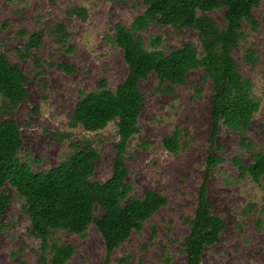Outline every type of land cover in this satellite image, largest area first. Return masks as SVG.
Here are the masks:
<instances>
[{
  "label": "rangeland",
  "instance_id": "rangeland-1",
  "mask_svg": "<svg viewBox=\"0 0 264 264\" xmlns=\"http://www.w3.org/2000/svg\"><path fill=\"white\" fill-rule=\"evenodd\" d=\"M79 7L86 9L85 17L73 13ZM144 10L143 0H0V53L18 63L28 77V98L9 114L0 112V120L18 122L23 139L18 156L34 171L59 165L73 153L72 139L87 138L100 153L92 179L111 177L120 140L118 119L96 131L82 124L74 127L70 121L83 94L98 90L101 79L112 90L125 80L129 69L115 40V25L122 23L131 30L133 20ZM248 10L257 25L242 21V36L232 45V56L240 73L251 79L252 95L260 105L244 132L224 124L219 127L214 152L224 161L212 169L207 187L212 210L223 218L225 227L219 240L206 247L201 264H264V174L259 181L249 174L242 177L231 161L239 156L248 165L255 152L264 150V0ZM207 14L226 27L225 9ZM59 23L68 31L62 41L52 31ZM35 32L41 33L42 43L26 53L25 45ZM140 34L149 50L171 51L192 43L202 51L197 29L152 22ZM157 36L161 43L153 46ZM249 50L256 61L248 57ZM62 63L74 71H66ZM204 73L202 67L189 70L186 83L174 85L170 93L157 90L155 73L141 80L144 101L139 131L125 150L130 197L155 190L167 196V204L110 254L94 222L85 234L53 230L51 241L73 247L65 264H105L107 259L109 264H118L125 255H130L131 264H187L184 241L195 217L212 130L213 81L204 78ZM176 128L183 132L182 148L173 153L165 148L163 138ZM12 189L4 215L6 226L0 234V264H42L41 239L31 232L24 199ZM103 212L102 207L95 210L96 216ZM51 256L47 253L46 264H52Z\"/></svg>",
  "mask_w": 264,
  "mask_h": 264
},
{
  "label": "trees",
  "instance_id": "trees-1",
  "mask_svg": "<svg viewBox=\"0 0 264 264\" xmlns=\"http://www.w3.org/2000/svg\"><path fill=\"white\" fill-rule=\"evenodd\" d=\"M261 1L143 0L145 10L135 17L131 30L122 23L115 25V40L123 49L128 64L127 77L114 90L107 87L105 79H101L98 90L83 94L70 121L74 127L82 124L86 130L96 131L118 119L120 140L116 144L117 156L113 173L106 181L92 179L100 153L91 140L72 139V154L59 165L36 172L18 156L23 145L18 122L15 119L0 120V234L6 226L4 215L13 198L14 188L24 199L23 207L31 219L32 234L41 239L42 264L47 263V253L52 254V264H65L73 254L71 245L51 241L53 230L67 229L85 234L92 222L102 234L110 254L134 229H140L144 221L168 202L167 196L155 190L148 191L143 197H130L132 186L128 181L125 150L128 140L139 131L138 118L144 101L141 80L155 73L159 80L157 90L170 93L174 85L186 83L189 70L202 67L205 68L204 78L213 81L210 151L199 187L195 217L184 241L187 264H201L206 247L219 240L225 227L223 218L212 210L207 187L212 169L224 161L214 152L219 127L224 124L234 131L244 132L260 105L252 95L251 79L238 70V62L232 56V45L237 44L242 36L244 19L256 27L257 22L248 8ZM216 8L225 9V28L207 14ZM199 10L203 12L201 15H198ZM72 11L86 16L84 7ZM152 22L197 29L201 53L192 43L171 51L156 47L147 49L140 31ZM52 31L59 41L68 34L67 27L61 23ZM152 42L156 46L161 43V38L157 36ZM41 43V33H33L25 45L26 53ZM248 57L256 61L252 50H249ZM61 66L68 72L74 71V67L66 63ZM27 82L28 77L20 65L10 61L5 53H0L2 114H9L28 98ZM182 135V130L176 128L171 135L164 137L165 148L173 153L179 152ZM242 144L248 145L244 140ZM231 161L242 177L249 174L259 181L264 174V150L255 152L253 162L248 165L239 156L232 157ZM98 207L103 208L102 216L95 214ZM105 264H109L108 259ZM118 264H131L130 255L120 257Z\"/></svg>",
  "mask_w": 264,
  "mask_h": 264
}]
</instances>
